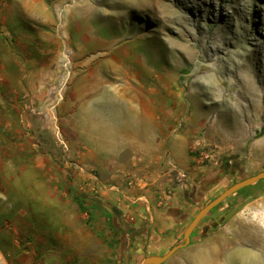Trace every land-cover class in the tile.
<instances>
[{
	"label": "rangeland",
	"instance_id": "374dc122",
	"mask_svg": "<svg viewBox=\"0 0 264 264\" xmlns=\"http://www.w3.org/2000/svg\"><path fill=\"white\" fill-rule=\"evenodd\" d=\"M263 53L264 0H0L6 263L140 264L181 242L202 206L264 169ZM84 98L130 118L132 143L152 133L135 113L153 110L154 139L180 136L186 161L101 156L72 117ZM162 264H264V180Z\"/></svg>",
	"mask_w": 264,
	"mask_h": 264
},
{
	"label": "crops",
	"instance_id": "0c3cea01",
	"mask_svg": "<svg viewBox=\"0 0 264 264\" xmlns=\"http://www.w3.org/2000/svg\"><path fill=\"white\" fill-rule=\"evenodd\" d=\"M82 104L84 106L83 116L73 114L72 117L75 119L79 117L81 123L83 121V126L81 125L82 128L89 131L87 135L84 134V138L86 139L88 136V144L90 145H94L97 142L99 149L95 150V152L101 153V156L116 155L124 148L128 147L141 154V160L146 163L149 162V167L151 169H156L157 164L162 161L164 154L176 162L186 161V144L183 143L180 136L172 135L167 140L165 146L161 141L154 139L155 113L153 110L135 113V117L140 125L137 127H140L142 130H150L152 133L150 136L148 135L149 133L147 134L148 139L144 136L142 139L134 140L132 143V137L134 136L132 130L135 127L131 124L132 121L129 120L130 118L128 119L122 111L115 110L113 113L100 111L95 113L91 109V104H93V102L90 99L84 98ZM86 110H88V112ZM148 122H150V127ZM75 123H77V121H75ZM75 128L79 127L75 125ZM89 152L91 157L94 156L93 151ZM7 222L8 219L4 218L0 227L4 228ZM6 249H8L7 246L0 245V260L3 262L1 264H7L6 257L4 256ZM22 258L24 257H21V259Z\"/></svg>",
	"mask_w": 264,
	"mask_h": 264
},
{
	"label": "water",
	"instance_id": "95a60500",
	"mask_svg": "<svg viewBox=\"0 0 264 264\" xmlns=\"http://www.w3.org/2000/svg\"><path fill=\"white\" fill-rule=\"evenodd\" d=\"M259 180H264V169L259 170L258 172L244 176L240 180L235 181L227 188H225L221 193L215 196L213 199L208 201L204 206H202L191 221L188 223L186 228L183 231V240L179 243L174 244L163 254H148L144 257L142 263L140 264H162L168 258H170L177 250L185 247L190 242V235L195 229L197 224L202 220V218L208 214L215 206L225 200L227 197L235 193L236 191L247 187L251 184L256 183Z\"/></svg>",
	"mask_w": 264,
	"mask_h": 264
},
{
	"label": "bare ground",
	"instance_id": "6f19581e",
	"mask_svg": "<svg viewBox=\"0 0 264 264\" xmlns=\"http://www.w3.org/2000/svg\"><path fill=\"white\" fill-rule=\"evenodd\" d=\"M180 15V14H179ZM263 56H264V53H263ZM254 62V61H253ZM263 66V65H262ZM250 67V66H249ZM263 68V67H262ZM261 68V69H262ZM253 69V68H252ZM104 72L103 73H108V72H112V71H110V70H106V68H104ZM252 71V70H251ZM250 71V72H251ZM249 72V73H250ZM240 74V73H239ZM248 74V73H247ZM243 75V74H242ZM250 75V74H249ZM240 76V75H239ZM253 76V75H252ZM243 78V77H242ZM249 78H250V76H249ZM249 78L247 79V78H245L246 80H249ZM255 78V77H254ZM260 78H262V77H260ZM237 79H238V77H237ZM253 78L251 77V79L250 80H252ZM241 80H243V79H241ZM255 80V79H254ZM256 81V80H255ZM260 81V80H259ZM254 82V81H253ZM241 83H242V81H241ZM246 83H248L247 81H246ZM235 84H237V82L235 83ZM240 84V83H239ZM250 84V83H249ZM254 84V83H253ZM233 85V84H232ZM246 85V84H245ZM256 85V84H255ZM244 86V85H243ZM250 86V85H249ZM262 86V85H261ZM235 87V86H234ZM241 88V87H240ZM243 88H246V89H249L248 87H243ZM250 88L251 89H253V91H254V88H255V86L254 85H252V86H250ZM241 90V89H240ZM245 90V89H244ZM249 91V90H248ZM247 91V92H248ZM122 92L123 93H127V92H130V90H128V88L127 89H122ZM239 93V92H238ZM245 94V93H244ZM239 95H240V93H239ZM242 95V94H241ZM247 95H249V94H247ZM244 96V95H243ZM240 97V96H239ZM251 97V96H250ZM250 99V98H249ZM254 100V99H253ZM236 101V100H235ZM245 101H247V100H245ZM244 103V102H243ZM248 103V102H247ZM237 105V104H236ZM234 106V105H233ZM242 107V106H241ZM248 108L250 107V108H252V109H256L255 107H254V104H251V103H249L248 104V106H247ZM254 107V108H253ZM250 111V110H249ZM239 129V128H238ZM222 133H223V130H222ZM230 134V133H229ZM242 136V135H241ZM228 139V138H227ZM233 254V253H232ZM234 256V255H233ZM232 256V257H233ZM234 257H236V253H235V256ZM236 258H238V257H236ZM235 258V259H236ZM234 258H232V260H235ZM236 261V260H235ZM238 262V261H237Z\"/></svg>",
	"mask_w": 264,
	"mask_h": 264
},
{
	"label": "trees",
	"instance_id": "16d2710c",
	"mask_svg": "<svg viewBox=\"0 0 264 264\" xmlns=\"http://www.w3.org/2000/svg\"><path fill=\"white\" fill-rule=\"evenodd\" d=\"M81 197H84V198H87V199H90L92 197H90L89 195H85V194H82ZM78 198H80V196H78ZM221 203H219L217 206H215L212 210H214L215 208H217ZM211 210V211H212Z\"/></svg>",
	"mask_w": 264,
	"mask_h": 264
}]
</instances>
